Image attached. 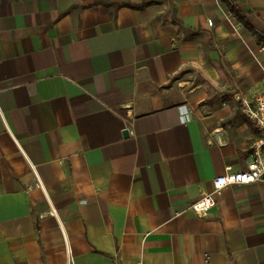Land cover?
I'll return each instance as SVG.
<instances>
[{
  "label": "crops",
  "instance_id": "crops-1",
  "mask_svg": "<svg viewBox=\"0 0 264 264\" xmlns=\"http://www.w3.org/2000/svg\"><path fill=\"white\" fill-rule=\"evenodd\" d=\"M261 47L264 0H0V264H264V181L189 208L246 169Z\"/></svg>",
  "mask_w": 264,
  "mask_h": 264
},
{
  "label": "built area",
  "instance_id": "built-area-1",
  "mask_svg": "<svg viewBox=\"0 0 264 264\" xmlns=\"http://www.w3.org/2000/svg\"><path fill=\"white\" fill-rule=\"evenodd\" d=\"M228 17L237 29L243 27V23L236 20L234 15L228 14ZM208 24L212 25V22L209 20ZM261 50H264V47H261ZM232 96L242 116L253 125L259 135L251 144L252 152L246 169L233 171L231 167H227L224 174L213 179L212 191L191 203L189 208L198 216L207 215L225 187L264 181V77L261 83L248 93L233 92Z\"/></svg>",
  "mask_w": 264,
  "mask_h": 264
}]
</instances>
